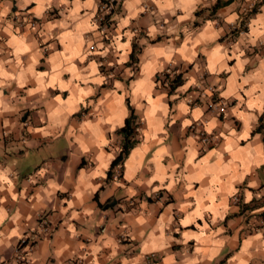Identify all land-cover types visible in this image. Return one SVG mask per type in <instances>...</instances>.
Listing matches in <instances>:
<instances>
[{
    "label": "crops",
    "instance_id": "crops-1",
    "mask_svg": "<svg viewBox=\"0 0 264 264\" xmlns=\"http://www.w3.org/2000/svg\"><path fill=\"white\" fill-rule=\"evenodd\" d=\"M114 1L0 0V264H264V3Z\"/></svg>",
    "mask_w": 264,
    "mask_h": 264
},
{
    "label": "built area",
    "instance_id": "built-area-1",
    "mask_svg": "<svg viewBox=\"0 0 264 264\" xmlns=\"http://www.w3.org/2000/svg\"><path fill=\"white\" fill-rule=\"evenodd\" d=\"M255 7V4L252 2L249 4L247 8L244 9L245 15L248 14L253 8ZM116 13V2L114 0H99L98 6H97V14L95 17V22L98 25L99 30L104 33L105 35H110L111 32L114 30V20L113 16H115ZM243 19V17H242ZM247 21H244L242 24H240L236 27H233L230 30V33H232V37L236 34L243 33L246 28ZM20 25H27L32 29L38 28L39 22L35 19H21ZM169 77H173L174 74L172 71H168ZM169 82L167 79L162 78L160 79L159 85L162 89L169 90ZM204 95V92L201 94ZM213 97V96H212ZM212 103L208 105L210 109L216 108V110L219 112H223L224 109L227 107V105L220 99L213 98ZM139 129V128H138ZM208 138L205 135L200 136V141L202 143H207ZM120 168L121 165H117L116 174L113 175V178L116 179L117 175H120ZM236 201H239L236 199ZM40 225H41V231L40 233H37L38 235L35 236H28L26 238H23L19 244L18 252H17V261L21 262L22 264L28 263V252L32 249V245L36 243L37 241L41 240L42 238L50 235V233L53 231V229L49 226L48 221H46V217L40 218ZM25 249V253L21 251V249ZM157 257L154 254H151L147 257L148 263H153ZM72 264H82L81 260H77L76 262H72Z\"/></svg>",
    "mask_w": 264,
    "mask_h": 264
},
{
    "label": "trees",
    "instance_id": "trees-1",
    "mask_svg": "<svg viewBox=\"0 0 264 264\" xmlns=\"http://www.w3.org/2000/svg\"><path fill=\"white\" fill-rule=\"evenodd\" d=\"M229 2V1H228ZM226 2V3H228ZM261 4L264 3V0H261L260 2ZM221 4L217 3L215 5V7L213 8V10H216L217 7H219ZM259 7V4H257L248 14H246L245 17H243V19L241 20V24L244 21H247V19L249 17H251L253 15V13H255L257 11ZM246 31V28H245ZM167 72H165L164 74H162L161 76H159V82L160 79L165 78L167 79V81L170 83L169 84V91H173L175 90L181 83H182V78L180 74L174 75L173 77H169V74H167ZM139 122L137 120V118L134 116L133 112L131 111L130 115L128 116V118L125 120V123L123 125V127L119 130V134L122 137V144H121V151L119 153V155L117 156V158L113 161L112 163V167L117 165L119 162H121L124 158V156H126V154L128 153V151L136 144L138 143V137H137V131L139 128ZM110 205H106L103 207H109Z\"/></svg>",
    "mask_w": 264,
    "mask_h": 264
}]
</instances>
